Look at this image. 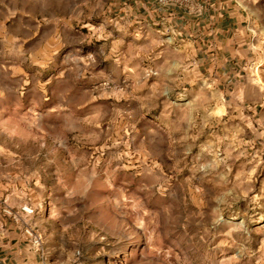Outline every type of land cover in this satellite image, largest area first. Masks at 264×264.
I'll use <instances>...</instances> for the list:
<instances>
[{"label":"rangeland","instance_id":"1","mask_svg":"<svg viewBox=\"0 0 264 264\" xmlns=\"http://www.w3.org/2000/svg\"><path fill=\"white\" fill-rule=\"evenodd\" d=\"M9 1L70 15L0 9V198L36 209L50 258L264 264L260 91L243 106L169 22L132 28L117 0ZM237 1L263 68L264 0Z\"/></svg>","mask_w":264,"mask_h":264},{"label":"crops","instance_id":"2","mask_svg":"<svg viewBox=\"0 0 264 264\" xmlns=\"http://www.w3.org/2000/svg\"><path fill=\"white\" fill-rule=\"evenodd\" d=\"M199 1L204 6L201 15L175 9L167 18L156 0H117L115 10L120 15L124 13L120 21L132 28L137 23L151 29L152 25L162 20L169 22L177 32L180 51L188 49L189 55L194 58L195 72L216 86L238 87L237 101L243 106L248 102L247 91L251 86L260 91V100L264 102V66L262 68L259 63L260 52L251 46L254 34L249 12L237 0ZM5 8H9V12L12 9L13 15H24L36 22L45 20V17L53 23L70 19L68 13H51L43 6H39L36 13H29L20 6L16 9L9 0H0V9L4 12ZM258 71L261 72V78ZM0 264H40L38 258L29 251L21 224L2 216Z\"/></svg>","mask_w":264,"mask_h":264},{"label":"built area","instance_id":"3","mask_svg":"<svg viewBox=\"0 0 264 264\" xmlns=\"http://www.w3.org/2000/svg\"><path fill=\"white\" fill-rule=\"evenodd\" d=\"M156 2L166 17H170L172 10L175 9H180L189 14L201 15L204 7L199 0H156ZM35 214L36 209L30 204L21 205L18 211L10 207L6 199L0 198V216L9 218L16 224H21L29 251L38 258L39 263L57 264L50 258L49 252L45 249L42 235L30 223V218Z\"/></svg>","mask_w":264,"mask_h":264}]
</instances>
